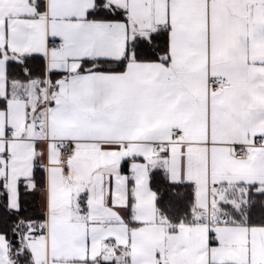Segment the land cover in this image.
Wrapping results in <instances>:
<instances>
[{
	"label": "snow or ice",
	"instance_id": "6c2138e0",
	"mask_svg": "<svg viewBox=\"0 0 264 264\" xmlns=\"http://www.w3.org/2000/svg\"><path fill=\"white\" fill-rule=\"evenodd\" d=\"M0 264H264V0H0Z\"/></svg>",
	"mask_w": 264,
	"mask_h": 264
}]
</instances>
